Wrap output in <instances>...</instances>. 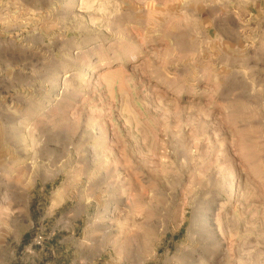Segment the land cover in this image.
<instances>
[{
	"label": "rangeland",
	"instance_id": "rangeland-1",
	"mask_svg": "<svg viewBox=\"0 0 264 264\" xmlns=\"http://www.w3.org/2000/svg\"><path fill=\"white\" fill-rule=\"evenodd\" d=\"M6 61L0 264H264L263 0H0Z\"/></svg>",
	"mask_w": 264,
	"mask_h": 264
},
{
	"label": "crops",
	"instance_id": "crops-1",
	"mask_svg": "<svg viewBox=\"0 0 264 264\" xmlns=\"http://www.w3.org/2000/svg\"><path fill=\"white\" fill-rule=\"evenodd\" d=\"M263 3H264V0H263ZM12 67H13V63L11 61L0 62V68L13 69ZM25 68H27V69L31 68L30 64L25 63L24 69ZM0 77L3 78L4 85H5V83H7V86H9L10 84H13V81L15 80L13 71L4 72L2 74V76H0ZM7 86H6V88H7Z\"/></svg>",
	"mask_w": 264,
	"mask_h": 264
},
{
	"label": "built area",
	"instance_id": "built-area-1",
	"mask_svg": "<svg viewBox=\"0 0 264 264\" xmlns=\"http://www.w3.org/2000/svg\"><path fill=\"white\" fill-rule=\"evenodd\" d=\"M42 240V236H37V240L35 242L39 243Z\"/></svg>",
	"mask_w": 264,
	"mask_h": 264
}]
</instances>
